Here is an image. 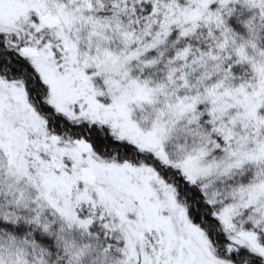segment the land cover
Returning a JSON list of instances; mask_svg holds the SVG:
<instances>
[{
	"label": "snow or ice",
	"instance_id": "snow-or-ice-1",
	"mask_svg": "<svg viewBox=\"0 0 264 264\" xmlns=\"http://www.w3.org/2000/svg\"><path fill=\"white\" fill-rule=\"evenodd\" d=\"M0 264H264V0H0Z\"/></svg>",
	"mask_w": 264,
	"mask_h": 264
}]
</instances>
